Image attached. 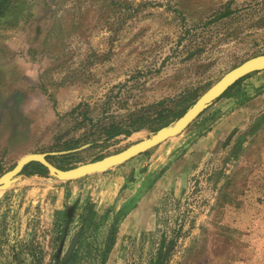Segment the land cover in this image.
Returning <instances> with one entry per match:
<instances>
[{
    "label": "rangeland",
    "instance_id": "1",
    "mask_svg": "<svg viewBox=\"0 0 264 264\" xmlns=\"http://www.w3.org/2000/svg\"><path fill=\"white\" fill-rule=\"evenodd\" d=\"M28 2L30 18L0 29V176L33 152L68 168L116 154L155 131L107 127L167 107L174 122L264 54V0ZM225 92L105 172L15 178L0 191V264H150L160 249L162 264H264V70Z\"/></svg>",
    "mask_w": 264,
    "mask_h": 264
},
{
    "label": "water",
    "instance_id": "2",
    "mask_svg": "<svg viewBox=\"0 0 264 264\" xmlns=\"http://www.w3.org/2000/svg\"><path fill=\"white\" fill-rule=\"evenodd\" d=\"M264 70V54L251 57L235 68L225 73L216 83L208 88L194 104L176 121L159 128L148 138L140 140L124 150L103 157L102 159L80 164L75 167L62 169L48 159L44 152H33L22 156L15 166L0 176V191L6 190L12 181L20 176L27 164L38 162L44 165L49 174L56 181H70L85 177L90 174L105 172L127 160L163 143L167 139L183 132L202 112L217 100L231 85L250 73ZM76 150V149H75ZM52 152V154H65L71 151Z\"/></svg>",
    "mask_w": 264,
    "mask_h": 264
},
{
    "label": "trees",
    "instance_id": "3",
    "mask_svg": "<svg viewBox=\"0 0 264 264\" xmlns=\"http://www.w3.org/2000/svg\"><path fill=\"white\" fill-rule=\"evenodd\" d=\"M28 1H31V0H0V29L3 28L2 22L5 21L4 19H8L6 20V26L12 24V22L10 21V18L13 14H19V16L21 17L30 18L33 6ZM244 77L239 79L237 82H235V84L241 81L242 79H244ZM75 110L76 108L73 109L72 111H75ZM167 110H168V107L163 110L158 111V113L152 116H148L149 118L145 120L144 124H139L137 126H134L133 128L132 127L128 128V126H123L120 124L110 125L105 130V136L107 138H113L123 133L126 135H130L132 132L137 131L144 127H147L153 131H156L159 128L172 122L171 119H169L168 116L166 115ZM87 119L91 120L90 118H87ZM77 141L78 139L72 140L69 143H74L77 145ZM66 146L70 147L71 145L68 144ZM57 166L62 169L68 168L67 166H62V165H57ZM22 173H27L29 176L30 175L47 176L49 174L48 169L44 165L38 162H30L29 164H27ZM110 239H112V237H110ZM109 248L110 246H107L105 251L107 252ZM166 257L164 253L162 252V249H160L158 256L155 259H153L150 264H162V262L166 259Z\"/></svg>",
    "mask_w": 264,
    "mask_h": 264
}]
</instances>
